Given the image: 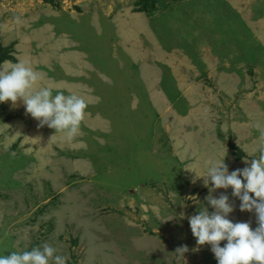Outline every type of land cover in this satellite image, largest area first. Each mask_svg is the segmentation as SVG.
I'll list each match as a JSON object with an SVG mask.
<instances>
[{"label":"rangeland","instance_id":"1","mask_svg":"<svg viewBox=\"0 0 264 264\" xmlns=\"http://www.w3.org/2000/svg\"><path fill=\"white\" fill-rule=\"evenodd\" d=\"M139 2L0 0L7 61L87 104L71 141L0 104V254L46 243L66 264H217L187 218L221 194L256 227L188 169H242L264 146V0Z\"/></svg>","mask_w":264,"mask_h":264},{"label":"clouds","instance_id":"2","mask_svg":"<svg viewBox=\"0 0 264 264\" xmlns=\"http://www.w3.org/2000/svg\"><path fill=\"white\" fill-rule=\"evenodd\" d=\"M15 22L20 23V20L17 18ZM40 79L29 62L4 61L0 64V104L11 102L15 107L22 101L25 113L38 122V127L47 126L71 141L79 135L87 104L73 93L65 95L64 91L48 86L36 88ZM258 131L260 139L264 140V129L258 127ZM248 160L250 166L231 172L224 157L205 161V175L198 176L188 169L194 173L193 183L204 177V185H211L210 192L231 189L232 196L239 201V211L255 215V228L249 222H233L229 216L235 209L229 197L221 194L218 198H207L213 211L202 208L187 218L196 245L210 246L217 264H264V146L246 162ZM187 251V246L176 250L181 254ZM66 260V256L56 254V249L46 243L31 250L0 254V264H66Z\"/></svg>","mask_w":264,"mask_h":264},{"label":"trees","instance_id":"3","mask_svg":"<svg viewBox=\"0 0 264 264\" xmlns=\"http://www.w3.org/2000/svg\"><path fill=\"white\" fill-rule=\"evenodd\" d=\"M153 1L154 0H140V12H144V13H147L149 12V10L151 9V7H153ZM151 2V4H150ZM0 53H2L0 55V64H2L4 61H7V60H10L9 56L8 55H5L4 53V50L1 49ZM239 156H242V153L239 154Z\"/></svg>","mask_w":264,"mask_h":264}]
</instances>
